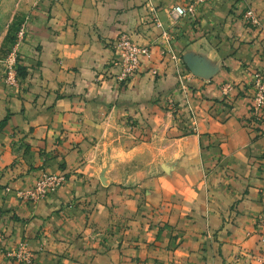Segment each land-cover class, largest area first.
<instances>
[{
    "label": "crops",
    "instance_id": "1",
    "mask_svg": "<svg viewBox=\"0 0 264 264\" xmlns=\"http://www.w3.org/2000/svg\"><path fill=\"white\" fill-rule=\"evenodd\" d=\"M184 3L41 0L34 9L24 51L39 69H31L22 94L0 80V264H264V109L254 128L244 121L248 82L264 72V0H212L195 19L172 20L171 8ZM248 6L260 26L244 20ZM125 31L152 56L123 85L113 62ZM181 69L192 75L200 130L174 139L184 159L156 185L175 191L168 197L175 202L151 228L113 226L112 189L96 192L98 181L86 178L95 173L81 158L109 118L132 113L139 126L168 131L172 119L161 106L167 96L181 98ZM227 81L237 85L223 102ZM60 171L68 181L47 198L17 196L44 172ZM90 202L98 205L87 217ZM118 204L125 216L129 203ZM109 226L115 236L102 244ZM22 243L31 263L12 255Z\"/></svg>",
    "mask_w": 264,
    "mask_h": 264
},
{
    "label": "rangeland",
    "instance_id": "2",
    "mask_svg": "<svg viewBox=\"0 0 264 264\" xmlns=\"http://www.w3.org/2000/svg\"><path fill=\"white\" fill-rule=\"evenodd\" d=\"M40 2L41 0H0V80H3L7 86L16 89L20 94L29 88L27 83L31 69H39L38 61L26 62L28 56L24 51V45L29 41L27 39L29 24L32 21L34 9L38 8ZM11 58L15 60L17 85L9 82L7 78L9 76L7 64ZM233 83L235 84V82ZM247 91L252 94L251 79L248 82ZM178 92L181 95L179 100L167 96L161 106L164 114L171 116L170 129L173 128V130L167 131L168 127L164 126L165 128H163L161 125L157 126L156 123L150 122L139 126L134 115L127 113L125 114L126 118L117 117L115 120L111 118V121L110 118L107 119L106 123L104 122L101 127L97 128L96 136L89 140V148L92 149L91 155L81 158V162L89 167V171L95 173L91 176L86 175V178H89L88 181H98L96 192L100 189L99 185L102 188L112 189L111 199L113 202L110 204V208L113 219H116L111 223L113 226L129 229L137 222L141 225L147 224V227L151 228L161 218L160 216L168 213V203L175 202L173 198L168 199L171 194L176 193L175 191L162 189L161 186L158 188L156 185L162 181L161 179L167 180L169 176L173 177V168L181 164L179 160L184 159L179 152L183 151L182 144L174 139L198 134L200 130V114L197 105L194 104L195 92L192 91L190 82L179 77ZM228 96H225L223 102L228 100L226 99ZM261 119V116H256L250 109L244 119L245 126L254 128L251 124L253 122L258 124ZM49 174L64 175L65 180L56 191L63 187L69 178L66 173L61 171L44 172L34 184ZM105 194L108 195V193ZM120 199L129 203L124 210L125 216L122 215V217L119 216L117 209L115 211ZM73 203L71 202L69 207ZM97 205L98 202L85 203L83 209L87 217L95 211ZM107 205L109 204L107 203ZM123 217L127 218L126 224L119 221ZM109 230L114 231V227L110 228L109 226ZM113 236L115 234L112 231H109L107 236H102V244L112 240ZM173 264L178 263L173 262Z\"/></svg>",
    "mask_w": 264,
    "mask_h": 264
},
{
    "label": "built area",
    "instance_id": "3",
    "mask_svg": "<svg viewBox=\"0 0 264 264\" xmlns=\"http://www.w3.org/2000/svg\"><path fill=\"white\" fill-rule=\"evenodd\" d=\"M212 0H186L184 4H175L170 10L171 19L177 21L181 18L195 19L197 15L198 8L210 2ZM244 18L252 26H260L261 20L254 8L248 6ZM158 26H162V23L156 19ZM168 35L167 33H165ZM116 59L113 62V67L116 68L115 77L121 82H128L134 76H136L141 68V63L143 58H151L150 47L144 46L136 42L131 34L127 31L121 33L117 38L116 44ZM174 59H178L175 52L170 50ZM179 60V59H178ZM15 60L11 58L8 61L7 68L9 69L8 81L17 85L15 68ZM156 71L153 70V73ZM191 74H187L179 71V77L186 81H190ZM222 93L228 96L232 91L235 90V84L233 82H224L221 84ZM251 88H252V107L251 111L256 116L260 117L264 109V72L257 69L253 72L251 76ZM65 178L62 174H49L43 176L34 186L24 189L17 190L16 194L19 198L37 202L43 199L50 193L56 191V189L64 182ZM264 227V220L262 221ZM262 242L264 243V232L262 237ZM17 260L23 263L32 262V253L29 251L27 244L22 243L17 250L12 254Z\"/></svg>",
    "mask_w": 264,
    "mask_h": 264
}]
</instances>
